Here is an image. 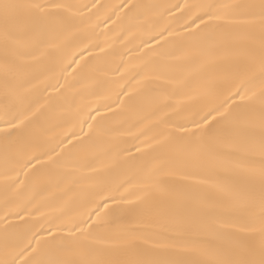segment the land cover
Returning <instances> with one entry per match:
<instances>
[{"label":"snow or ice","instance_id":"6c2138e0","mask_svg":"<svg viewBox=\"0 0 264 264\" xmlns=\"http://www.w3.org/2000/svg\"><path fill=\"white\" fill-rule=\"evenodd\" d=\"M0 264H264V0H0Z\"/></svg>","mask_w":264,"mask_h":264},{"label":"bare ground","instance_id":"6f19581e","mask_svg":"<svg viewBox=\"0 0 264 264\" xmlns=\"http://www.w3.org/2000/svg\"><path fill=\"white\" fill-rule=\"evenodd\" d=\"M75 2H88V0H75ZM122 0H100L101 4H109V5H117L120 4ZM142 2H160V3H166V2H175V0H142Z\"/></svg>","mask_w":264,"mask_h":264}]
</instances>
